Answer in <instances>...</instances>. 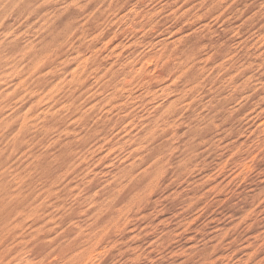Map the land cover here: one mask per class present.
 Listing matches in <instances>:
<instances>
[{
    "label": "rangeland",
    "instance_id": "obj_1",
    "mask_svg": "<svg viewBox=\"0 0 264 264\" xmlns=\"http://www.w3.org/2000/svg\"><path fill=\"white\" fill-rule=\"evenodd\" d=\"M201 1L0 0V264H264V0Z\"/></svg>",
    "mask_w": 264,
    "mask_h": 264
},
{
    "label": "bare ground",
    "instance_id": "obj_2",
    "mask_svg": "<svg viewBox=\"0 0 264 264\" xmlns=\"http://www.w3.org/2000/svg\"><path fill=\"white\" fill-rule=\"evenodd\" d=\"M171 1V0H170ZM169 1V2H170ZM179 1H181V0H179ZM179 1H178V3H179ZM190 2H191V0H185L184 1V4L183 5H181V6H178L176 3H177V1L175 0L174 2L172 1V2H170V3H167V0H166V3L164 4V6L161 8V10H179V9H182L183 7H186V5H188V4H190ZM207 4H206V3ZM216 2V0H210V3H209V1L208 0H203V1H201L200 3H198L197 5L199 6V7H197V5H194L193 7H191L190 8V10L192 11V10H201V9H203V8H205V9H210V10H215V9H218V7L220 8V6L219 5H217V2ZM221 5V4H220ZM14 6H16V5H14ZM13 6V7H14ZM14 10H16V9H14ZM204 10V9H203ZM13 11V10H12ZM14 12V11H13ZM15 16V15H14Z\"/></svg>",
    "mask_w": 264,
    "mask_h": 264
}]
</instances>
